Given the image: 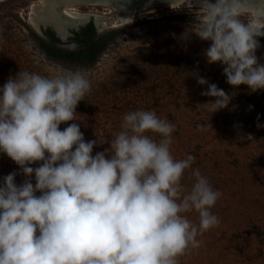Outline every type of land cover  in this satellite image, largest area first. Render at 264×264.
Instances as JSON below:
<instances>
[{"label": "clouds", "instance_id": "obj_1", "mask_svg": "<svg viewBox=\"0 0 264 264\" xmlns=\"http://www.w3.org/2000/svg\"><path fill=\"white\" fill-rule=\"evenodd\" d=\"M166 2L173 11L195 13V35L211 42L206 62L223 65L228 84L264 89L256 55L264 0ZM195 76L207 85L200 94L215 98L203 104L209 112L228 107L232 95ZM90 91V81L71 70L19 71L0 87V152L27 177L17 185L12 172L0 185V264H179L178 257L200 246L198 236L220 224L211 209L222 193L192 168L194 156L174 158L176 125L155 111L126 113L122 130L107 141H85L75 122L61 130L77 120ZM105 142L109 147L93 155ZM36 162L42 163L29 166ZM189 169L195 181L187 189L182 179ZM192 211L198 223L184 215Z\"/></svg>", "mask_w": 264, "mask_h": 264}, {"label": "rangeland", "instance_id": "obj_2", "mask_svg": "<svg viewBox=\"0 0 264 264\" xmlns=\"http://www.w3.org/2000/svg\"><path fill=\"white\" fill-rule=\"evenodd\" d=\"M39 1L0 0V68L11 70L0 71V87L19 71L45 76L80 71L90 81L91 91L76 108L77 120L60 128L78 123L85 141L110 140L122 130L123 116L135 110H153L175 124L170 146L174 158L194 156L192 168L222 193L211 209L220 224L198 236L200 246L178 257L179 264H264V126L257 127L264 125V89L251 92L247 85L233 87L226 82L223 65L202 60L211 42L195 35L191 26L195 13L187 9L151 8L138 12L130 24L107 27L103 32L119 31L94 64L58 61L40 49L30 31L37 33L29 16ZM69 8L105 18L115 15L102 5ZM258 39L261 47L256 55L264 64V40ZM196 74L232 95L227 108L212 114L204 107L215 98L200 94L207 85H199ZM147 134L160 139L159 134ZM107 147V142L97 144L93 155ZM12 172L17 173V185L27 179L20 166L0 152V185ZM31 180L35 184L34 174ZM194 181L191 169L186 170L182 184L190 189ZM184 215L198 223L195 211Z\"/></svg>", "mask_w": 264, "mask_h": 264}, {"label": "trees", "instance_id": "obj_3", "mask_svg": "<svg viewBox=\"0 0 264 264\" xmlns=\"http://www.w3.org/2000/svg\"><path fill=\"white\" fill-rule=\"evenodd\" d=\"M30 31L40 49L47 56L67 64L91 65L98 60L104 48L119 31V28H113L98 34L91 20L85 27L75 32L76 37H78V46L73 49L58 46L57 43L60 42V39L50 27L44 30L47 37H42L32 30ZM259 38L264 40V37ZM2 58L0 55V59ZM202 60H205L204 56ZM1 70L2 68H0ZM2 71L4 74L11 73L9 67L8 70Z\"/></svg>", "mask_w": 264, "mask_h": 264}, {"label": "water", "instance_id": "obj_4", "mask_svg": "<svg viewBox=\"0 0 264 264\" xmlns=\"http://www.w3.org/2000/svg\"><path fill=\"white\" fill-rule=\"evenodd\" d=\"M44 1L46 0H40L39 2H35V5L36 6L43 5V3H45ZM54 1L58 9L60 10H63L65 7L76 6L78 4L102 5L114 11L115 16H117L120 22L117 25L100 26L96 22V17H95L96 14L91 13L89 15V18L85 22L79 23L76 26H70V25L66 26L65 32L63 33L59 31L51 23L41 22L38 24V27H36V25L31 23L39 35L46 37L44 30L47 28V26H49L56 32L57 36L60 38L61 42L59 46H62V47L74 46L75 48L78 46V43L77 42L69 43L70 37L73 36L74 31L78 30L82 25H84L86 22L90 20L93 21L97 33L101 34L107 27H117L119 25L126 24L130 22V18L133 21L136 18V14L140 11L151 9V8L169 7L166 0H54ZM193 3L195 7L196 6L195 0H193Z\"/></svg>", "mask_w": 264, "mask_h": 264}, {"label": "bare ground", "instance_id": "obj_5", "mask_svg": "<svg viewBox=\"0 0 264 264\" xmlns=\"http://www.w3.org/2000/svg\"><path fill=\"white\" fill-rule=\"evenodd\" d=\"M43 5L32 7L29 20L38 27L41 22L53 24L62 33L65 32L66 26H76L85 22L91 13H81L74 8L65 7L63 10L58 9L54 0H46ZM100 26L117 25L119 20L117 16L105 18L103 15L96 14Z\"/></svg>", "mask_w": 264, "mask_h": 264}, {"label": "flooded vegetation", "instance_id": "obj_6", "mask_svg": "<svg viewBox=\"0 0 264 264\" xmlns=\"http://www.w3.org/2000/svg\"><path fill=\"white\" fill-rule=\"evenodd\" d=\"M77 31H79V30L74 31L73 36L70 37V40H71V41H75V42L78 43V37H76V33H75V32H77ZM44 33H45V32H44ZM55 33H56V32H55ZM45 35H46V34H45ZM56 35H57V34H56ZM46 37H47V36H46ZM59 39H60V38H59ZM60 42H61V41H60ZM60 42H58L57 45H59Z\"/></svg>", "mask_w": 264, "mask_h": 264}]
</instances>
